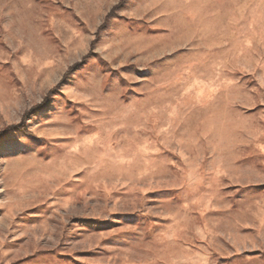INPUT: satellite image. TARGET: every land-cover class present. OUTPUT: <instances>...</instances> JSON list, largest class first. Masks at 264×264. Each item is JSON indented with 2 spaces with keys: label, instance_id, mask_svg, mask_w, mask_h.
I'll return each instance as SVG.
<instances>
[{
  "label": "rangeland",
  "instance_id": "obj_1",
  "mask_svg": "<svg viewBox=\"0 0 264 264\" xmlns=\"http://www.w3.org/2000/svg\"><path fill=\"white\" fill-rule=\"evenodd\" d=\"M0 264H264V0H0Z\"/></svg>",
  "mask_w": 264,
  "mask_h": 264
},
{
  "label": "trees",
  "instance_id": "obj_2",
  "mask_svg": "<svg viewBox=\"0 0 264 264\" xmlns=\"http://www.w3.org/2000/svg\"><path fill=\"white\" fill-rule=\"evenodd\" d=\"M12 131H18V132L25 134L26 136H30V134L25 130V128H23V126L17 125V126H10L0 131V138L3 137L6 133L12 132Z\"/></svg>",
  "mask_w": 264,
  "mask_h": 264
}]
</instances>
